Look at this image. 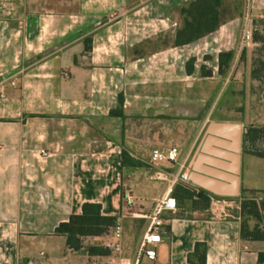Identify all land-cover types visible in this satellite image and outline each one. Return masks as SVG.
Returning a JSON list of instances; mask_svg holds the SVG:
<instances>
[{
	"label": "crops",
	"instance_id": "obj_1",
	"mask_svg": "<svg viewBox=\"0 0 264 264\" xmlns=\"http://www.w3.org/2000/svg\"><path fill=\"white\" fill-rule=\"evenodd\" d=\"M191 1L0 0V264H71L72 258L83 264L87 252L69 249L56 229L86 203L118 219L123 241L127 223L142 218L128 213L124 193L136 201H142L137 187L153 193L143 198L154 202L149 215L173 192L177 177L189 173L209 123L230 122L218 116L226 110L225 76L237 59L243 22L235 16L213 34L176 47L180 10ZM247 2L264 8V0ZM226 52L234 60L221 74L219 55ZM120 96L124 117L111 115ZM173 147L176 164H152L153 150ZM123 149L141 166L124 167ZM243 166L244 157L240 195L264 196V188L245 186ZM210 211L166 214V251L147 264H189L198 243L207 245V264H260L264 242L243 239L242 218L211 219ZM144 220L129 252L114 248L117 260L136 254L149 224ZM109 236L116 239L113 231ZM102 240L88 237L84 246Z\"/></svg>",
	"mask_w": 264,
	"mask_h": 264
},
{
	"label": "trees",
	"instance_id": "obj_2",
	"mask_svg": "<svg viewBox=\"0 0 264 264\" xmlns=\"http://www.w3.org/2000/svg\"><path fill=\"white\" fill-rule=\"evenodd\" d=\"M227 0H194L185 4L180 13L184 18L183 26L177 30L172 44L176 47L190 45L206 36L216 32L227 20L224 16L228 12ZM232 16L229 19L234 18ZM242 17V15H238ZM228 19V20H229ZM88 40V39H87ZM167 41L163 40V43ZM91 48L87 46V50ZM233 52L221 53L219 55V72L224 74L229 69L234 60ZM194 60L187 64V73L193 74ZM203 75L212 76L211 71ZM124 98H119V108L111 112L113 116L124 117L123 115ZM264 137V128L250 127L244 138L246 141L255 143ZM262 156V155H259ZM123 166L127 168H137L141 162L133 159L127 149H123ZM198 190V192H197ZM245 193H251V197H246ZM259 191H244L234 199L241 200V233L245 240L264 242V196ZM211 193L197 189L192 185L179 182L174 190L173 197L177 200L178 207L183 209L207 210L210 208ZM118 219L104 216L100 204L86 203L83 205L80 215L71 216L68 222L60 224L57 229V235L63 236L67 240L69 249L75 252L85 250L91 257H105L111 254L110 249L102 246H84V239L88 237H104L111 233L116 227ZM254 223V224H253ZM253 224V225H252ZM207 245L203 243L196 244L194 252L189 256V264H207ZM264 260V253L259 256L260 264Z\"/></svg>",
	"mask_w": 264,
	"mask_h": 264
},
{
	"label": "rangeland",
	"instance_id": "obj_3",
	"mask_svg": "<svg viewBox=\"0 0 264 264\" xmlns=\"http://www.w3.org/2000/svg\"><path fill=\"white\" fill-rule=\"evenodd\" d=\"M227 13L224 19L228 20L234 15H242V31L247 28L251 31L252 39L247 46H239L237 59L232 63V69L226 74L225 78L229 84L225 88L221 107L226 108L221 116L222 119L230 122H240L246 129L250 127H264V8L259 5V8H253L246 0H227ZM257 12L254 14V11ZM260 11V12H259ZM262 11V13H261ZM249 15V20L244 21L246 15ZM241 41V40H240ZM241 45V44H240ZM225 79V80H226ZM222 80V83L223 81ZM264 153V151H259ZM248 151L244 153V166L242 179L246 185H255L264 188V158L251 156ZM151 194V195H150ZM135 195L140 197L142 201H136L132 213L147 214L150 210L152 201H144L153 195L150 191L143 188H135ZM246 197H251V193H245ZM262 195L263 194H254ZM144 198V200H143ZM240 202V199H236ZM143 210V211H141ZM144 219H131L126 228L125 237L122 240H113L109 235L104 236V240L99 241V246L110 249L111 254H114V259L108 260L95 257H84L83 264H116L120 252L115 251V246L120 245L124 253L129 252V247L135 242L139 232L144 228ZM264 224V223H263ZM263 226V225H262ZM103 243V245H102ZM163 244L160 249L157 246V254L166 251V241L163 237ZM87 245L85 247H90ZM83 253H86L84 251ZM264 253V252H263ZM89 259V260H88ZM78 259L72 258L71 264H79ZM148 263V262H147ZM261 264H264V260Z\"/></svg>",
	"mask_w": 264,
	"mask_h": 264
},
{
	"label": "water",
	"instance_id": "obj_4",
	"mask_svg": "<svg viewBox=\"0 0 264 264\" xmlns=\"http://www.w3.org/2000/svg\"><path fill=\"white\" fill-rule=\"evenodd\" d=\"M247 131L240 122L209 123L188 164L190 184L218 197H239Z\"/></svg>",
	"mask_w": 264,
	"mask_h": 264
},
{
	"label": "built area",
	"instance_id": "obj_5",
	"mask_svg": "<svg viewBox=\"0 0 264 264\" xmlns=\"http://www.w3.org/2000/svg\"><path fill=\"white\" fill-rule=\"evenodd\" d=\"M244 19L245 22H247L249 20V15L247 14ZM251 39V31L247 28H244L241 35L240 46L244 47L249 45ZM66 77H68V75H66ZM262 145H264V143ZM43 156H48V154L43 153ZM151 162L154 166H159L162 163L174 165L178 162V149L173 147L166 152L155 149L151 154ZM176 182H183L187 185H191L188 171L181 173L177 177ZM123 202L129 214L147 219L149 224L136 254L132 258L121 257L116 264H147V262H154L157 259L156 247L163 241V237L166 232L164 229V216L166 214L175 215L179 209L177 200L173 197L172 190L166 197L155 202L154 207L149 215L141 213H138L137 215L132 213V209L135 207L136 200L132 193L128 190L123 195ZM210 208L211 211L206 217L211 219H227L233 215L237 219L242 218L241 202H237L235 199L212 197ZM233 212L234 214H232ZM112 231L114 237L117 240L121 239L123 232L121 224L117 223L116 227ZM115 249L120 250V245H116Z\"/></svg>",
	"mask_w": 264,
	"mask_h": 264
},
{
	"label": "flooded vegetation",
	"instance_id": "obj_6",
	"mask_svg": "<svg viewBox=\"0 0 264 264\" xmlns=\"http://www.w3.org/2000/svg\"><path fill=\"white\" fill-rule=\"evenodd\" d=\"M264 143V137L256 141L255 143L251 141H246L245 138L243 139V144H242V161H243V155L245 151H248L250 154L253 156H259L262 153H259V148L262 147L261 145ZM251 155V156H252Z\"/></svg>",
	"mask_w": 264,
	"mask_h": 264
}]
</instances>
